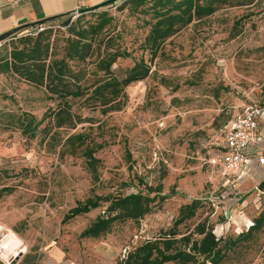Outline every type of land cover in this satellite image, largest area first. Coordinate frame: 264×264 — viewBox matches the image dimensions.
Listing matches in <instances>:
<instances>
[{"label":"rangeland","instance_id":"374dc122","mask_svg":"<svg viewBox=\"0 0 264 264\" xmlns=\"http://www.w3.org/2000/svg\"><path fill=\"white\" fill-rule=\"evenodd\" d=\"M134 2L120 0L98 12L70 17V24L80 29L90 28L102 14L112 18L98 40L112 37L115 48L132 54L114 65L118 77L124 78L142 56L151 65L150 77L126 88L120 111L103 115L76 103L74 111L94 118V124L57 130L48 120L31 137L11 122L25 114L40 120L58 102L48 100L42 88L0 78V220L34 245L54 241L69 252L71 244L79 242V264H118L134 247L169 229L180 207L193 200L217 204L223 194L229 202L234 196L225 194L220 165L213 167L208 161L222 154L224 127L244 106L264 107V0L256 7H221L194 22L165 44L153 64L143 44L154 0L141 7ZM51 30V40L58 39L59 46L71 36L62 22H54ZM19 39L20 35L12 41ZM12 41L4 46L10 48ZM45 127L50 133L43 131ZM78 133H85L92 147L102 145L94 155L100 161L97 177L82 149L63 153L65 139ZM159 185L168 196L159 210L139 223L117 225L100 239L80 236L105 207L65 221L88 199L146 193L147 187ZM252 200L241 209L242 215L228 203L215 209L204 204L191 225L207 218L218 236H238L264 209L263 196ZM239 264H264V234Z\"/></svg>","mask_w":264,"mask_h":264},{"label":"trees","instance_id":"16d2710c","mask_svg":"<svg viewBox=\"0 0 264 264\" xmlns=\"http://www.w3.org/2000/svg\"><path fill=\"white\" fill-rule=\"evenodd\" d=\"M119 1L109 0L97 8L82 11L81 16L112 7ZM146 1L135 0L134 4L141 7ZM259 3L260 0H154L151 28L143 50L149 52V62L153 64L163 53L165 44L194 22L211 17L221 7H256ZM71 16L66 14L50 19L51 24L44 32L35 37L21 36L19 40L12 41L10 48L3 46L0 51V74L12 75L20 82L42 88L48 100L58 102L57 108L49 109L40 120L25 114L19 116L16 122H11V126L17 125L25 135L35 137L48 120L57 130L72 131L79 124H94V118H83L82 114L74 111L76 103L81 109L91 112L100 110L103 115L120 111L126 88L153 73L151 65L142 56L124 73V78L118 77L113 70L114 65L119 59L131 58L132 54L115 48L112 37L98 40L111 25L112 18L102 14L98 16L100 20L90 28L80 29L70 24ZM54 22L69 26L71 36L62 40L63 46H59L58 39L51 40ZM43 131L48 134L51 130L45 127ZM57 135L55 132L53 137ZM88 140L85 133L73 134L65 139L62 149L63 153L68 149L73 153L82 149L87 165L96 176L100 161L94 155L102 149V145L92 147ZM146 189V193L139 191L125 196L107 195L88 199L71 210L65 221L105 207L103 213L80 236L82 239H100L111 234L117 225L139 223L159 210L168 199L163 195L162 185ZM260 189L264 191V183ZM175 193L173 188L171 194ZM261 197L258 201H261ZM259 203L261 208L263 204ZM204 204L218 208L215 202L208 199H196L182 205L169 229L161 230L157 236L134 247L118 264H239L244 253L257 244L264 234V209L253 225L238 236L219 237L207 218L191 225Z\"/></svg>","mask_w":264,"mask_h":264},{"label":"crops","instance_id":"0c3cea01","mask_svg":"<svg viewBox=\"0 0 264 264\" xmlns=\"http://www.w3.org/2000/svg\"><path fill=\"white\" fill-rule=\"evenodd\" d=\"M107 1L109 0H0V37L14 30L25 28L5 41L4 45H6L10 41L15 40L18 35L21 37L26 30L34 28L40 23L49 25L51 24L50 19L66 14L73 15L76 11L82 12L97 8ZM0 78H10L20 82L17 77L12 75L0 74ZM24 85L29 84L24 83ZM240 113L238 115H240ZM237 116L230 120L225 127L234 122ZM258 133V143L249 150L246 162V167L250 175L246 176L239 185V190L243 195L242 199L244 197L245 199H241L242 201H240L239 204H235L237 201L233 199L226 202V204L228 203L227 207H237L236 210L238 212L247 206L249 198H251V200L254 199L252 200L254 202L258 201L259 198H257L256 190H261V185L264 183V165L259 163V156L264 152V116L259 121ZM222 157L223 155L221 154L215 158L222 159ZM248 194L250 196L247 197ZM248 220L250 219H247V221ZM1 223L3 222L1 221ZM250 223H253V221L250 220ZM223 228L224 227L221 226L218 230L221 231ZM15 233L27 247V253L15 264H79L77 258V250L80 248L79 242L77 244H71V251L64 252L54 241H45L39 245H34L27 238L24 239L20 234L17 232ZM0 264L3 263L0 261Z\"/></svg>","mask_w":264,"mask_h":264},{"label":"built area","instance_id":"2783aa9c","mask_svg":"<svg viewBox=\"0 0 264 264\" xmlns=\"http://www.w3.org/2000/svg\"><path fill=\"white\" fill-rule=\"evenodd\" d=\"M75 14L81 15L82 13L76 11ZM46 28L47 25L39 24L34 28L26 30L22 36L35 37L44 32ZM4 44V42L0 43V51ZM263 116L264 107L261 105L251 104L244 106L242 112L237 116L234 122L230 123L224 129L222 159H211L208 161L213 167L220 165V174L224 181L223 185L226 187L227 191L225 194H233V198L236 199V201H240L243 197L239 190L240 183L246 176L250 175L246 167L248 152L258 143V125ZM259 163L264 165V152L259 156ZM256 192L258 197L264 195V191L259 189H257ZM226 200L228 201V196L222 194L221 200L218 198L219 202H217V205H226ZM239 212V215L243 214L242 210ZM252 225L253 223H250L246 226V229H249ZM219 237H222V235L220 234ZM26 253L27 247L19 236L0 221V261L3 264H15Z\"/></svg>","mask_w":264,"mask_h":264},{"label":"water","instance_id":"95a60500","mask_svg":"<svg viewBox=\"0 0 264 264\" xmlns=\"http://www.w3.org/2000/svg\"><path fill=\"white\" fill-rule=\"evenodd\" d=\"M40 24H42V23H40ZM24 29L25 28H20V29L14 30L13 32H10L8 34H5V35L1 36L0 37V43H3L5 41H7L8 39H10L11 37H13L14 35H16L17 33L21 32Z\"/></svg>","mask_w":264,"mask_h":264}]
</instances>
